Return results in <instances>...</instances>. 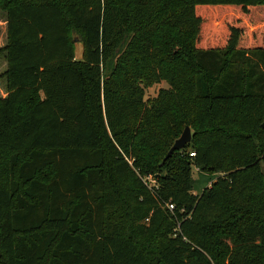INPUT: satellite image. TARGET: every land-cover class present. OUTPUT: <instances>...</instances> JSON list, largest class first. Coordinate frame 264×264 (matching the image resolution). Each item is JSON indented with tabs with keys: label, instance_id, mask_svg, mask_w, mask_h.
I'll use <instances>...</instances> for the list:
<instances>
[{
	"label": "trees",
	"instance_id": "16d2710c",
	"mask_svg": "<svg viewBox=\"0 0 264 264\" xmlns=\"http://www.w3.org/2000/svg\"><path fill=\"white\" fill-rule=\"evenodd\" d=\"M0 8V264H264V0Z\"/></svg>",
	"mask_w": 264,
	"mask_h": 264
},
{
	"label": "rangeland",
	"instance_id": "374dc122",
	"mask_svg": "<svg viewBox=\"0 0 264 264\" xmlns=\"http://www.w3.org/2000/svg\"><path fill=\"white\" fill-rule=\"evenodd\" d=\"M5 12L3 9L0 8V48L5 45L7 35H6V21H5ZM6 69V60L4 57V54H0V97H4L7 94L6 91V80L2 76V73ZM161 87H167L166 82H160L159 84H152L149 87H145V98H152L156 96L157 91ZM176 122H177V131H176V136L179 137L184 129V126L182 125L180 119L178 116H176ZM191 133H193L191 129ZM131 147H137V144L134 142L132 143ZM191 151V148H187V152L189 153ZM164 152H166L165 147H160L157 149H152L150 152L145 153V159H149L152 162L159 161L160 155H162ZM20 156H23V154H20ZM192 177L194 178V186H193V193L194 194H200L202 190L205 187H208L211 181L215 178L214 175H209L205 172L200 171L197 167L192 166ZM147 181L151 184L153 175H146L145 177ZM124 204L126 202L124 201ZM125 221V233H128L129 235L135 237L139 242L140 245H149L152 244L154 245L157 241V238L154 241H151L150 243H146L145 240H143L141 237H138L134 228V225L129 218L123 219ZM144 244V245H143ZM141 247V246H140Z\"/></svg>",
	"mask_w": 264,
	"mask_h": 264
},
{
	"label": "water",
	"instance_id": "95a60500",
	"mask_svg": "<svg viewBox=\"0 0 264 264\" xmlns=\"http://www.w3.org/2000/svg\"><path fill=\"white\" fill-rule=\"evenodd\" d=\"M72 41L74 44V59L75 60H82L83 59V53H84V46L83 42L81 41L80 37L74 33L72 34ZM261 127L264 128V120L261 123ZM191 140V130L189 126H185L181 135L175 139L172 146L167 151L165 158L169 157L173 151L182 149L187 143H189ZM260 172L263 176L264 180V164H260Z\"/></svg>",
	"mask_w": 264,
	"mask_h": 264
},
{
	"label": "built area",
	"instance_id": "2783aa9c",
	"mask_svg": "<svg viewBox=\"0 0 264 264\" xmlns=\"http://www.w3.org/2000/svg\"><path fill=\"white\" fill-rule=\"evenodd\" d=\"M193 152L190 153V156H193ZM166 207L168 208V210H172L174 208L173 204H171L170 202H167L166 203Z\"/></svg>",
	"mask_w": 264,
	"mask_h": 264
},
{
	"label": "crops",
	"instance_id": "0c3cea01",
	"mask_svg": "<svg viewBox=\"0 0 264 264\" xmlns=\"http://www.w3.org/2000/svg\"><path fill=\"white\" fill-rule=\"evenodd\" d=\"M213 175H214V177L216 178L217 175H215V174H213ZM215 178H214V179H215ZM214 179H213V180H214ZM213 180H212V181H213ZM212 181H211V182H212ZM210 184H211V183H210ZM210 184H209V186H210ZM209 186H208V187H209Z\"/></svg>",
	"mask_w": 264,
	"mask_h": 264
}]
</instances>
